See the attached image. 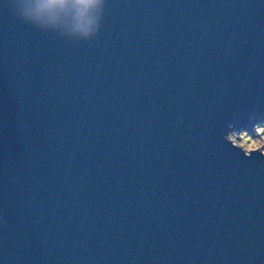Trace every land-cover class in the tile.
<instances>
[{"label": "water", "instance_id": "1", "mask_svg": "<svg viewBox=\"0 0 264 264\" xmlns=\"http://www.w3.org/2000/svg\"><path fill=\"white\" fill-rule=\"evenodd\" d=\"M91 42L0 0V264H264V0H107Z\"/></svg>", "mask_w": 264, "mask_h": 264}, {"label": "clouds", "instance_id": "2", "mask_svg": "<svg viewBox=\"0 0 264 264\" xmlns=\"http://www.w3.org/2000/svg\"><path fill=\"white\" fill-rule=\"evenodd\" d=\"M107 0H12L15 16L43 33L55 34L71 42H91L99 36ZM224 140L245 157L264 156V118L251 128L227 125Z\"/></svg>", "mask_w": 264, "mask_h": 264}]
</instances>
